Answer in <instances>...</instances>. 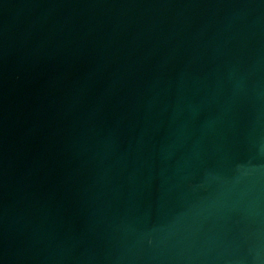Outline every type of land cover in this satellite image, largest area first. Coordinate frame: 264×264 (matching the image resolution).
I'll list each match as a JSON object with an SVG mask.
<instances>
[{
    "label": "water",
    "instance_id": "95a60500",
    "mask_svg": "<svg viewBox=\"0 0 264 264\" xmlns=\"http://www.w3.org/2000/svg\"><path fill=\"white\" fill-rule=\"evenodd\" d=\"M0 264H264V0H0Z\"/></svg>",
    "mask_w": 264,
    "mask_h": 264
}]
</instances>
